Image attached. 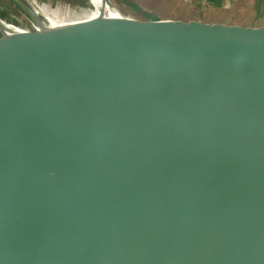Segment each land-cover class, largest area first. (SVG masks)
<instances>
[{"label": "water", "instance_id": "1", "mask_svg": "<svg viewBox=\"0 0 264 264\" xmlns=\"http://www.w3.org/2000/svg\"><path fill=\"white\" fill-rule=\"evenodd\" d=\"M6 1L0 264H264V15Z\"/></svg>", "mask_w": 264, "mask_h": 264}, {"label": "rangeland", "instance_id": "2", "mask_svg": "<svg viewBox=\"0 0 264 264\" xmlns=\"http://www.w3.org/2000/svg\"><path fill=\"white\" fill-rule=\"evenodd\" d=\"M42 12L51 14L57 20L76 19L94 12L91 0H28ZM51 2V3H50ZM121 11L155 12L160 14H175L186 11L213 13H230L246 15H264V0H115ZM0 3L17 14L18 21L31 26L29 19L9 5L6 0ZM53 6V7H52ZM200 6V7H199ZM64 15V16H63ZM73 16V17H72Z\"/></svg>", "mask_w": 264, "mask_h": 264}, {"label": "crops", "instance_id": "3", "mask_svg": "<svg viewBox=\"0 0 264 264\" xmlns=\"http://www.w3.org/2000/svg\"><path fill=\"white\" fill-rule=\"evenodd\" d=\"M115 1V0H113ZM200 7V6H199ZM203 12H193L192 10L190 11H186V12H183L184 14H190V15H195V14H199V13H204V10L202 9ZM129 12H132V11H129ZM133 13H136V14H139L138 10L134 11ZM140 13H143V14H153L155 12H140ZM181 13V12H180ZM204 14H230V13H213L211 11H208V12H205ZM263 15V14H262Z\"/></svg>", "mask_w": 264, "mask_h": 264}, {"label": "bare ground", "instance_id": "4", "mask_svg": "<svg viewBox=\"0 0 264 264\" xmlns=\"http://www.w3.org/2000/svg\"><path fill=\"white\" fill-rule=\"evenodd\" d=\"M91 1H93L92 3H93V5H94V7H95V10H94V13L95 12H97V7L99 6V3H100V0H91ZM51 3V2H50ZM53 7V6H52ZM43 13H45L51 20H52V22L53 23H57V22H59L57 19H55V18H53V16H51V14H49V13H46V12H43ZM64 16V15H63ZM73 17V16H72ZM72 19V18H71ZM67 20V19H66Z\"/></svg>", "mask_w": 264, "mask_h": 264}, {"label": "built area", "instance_id": "5", "mask_svg": "<svg viewBox=\"0 0 264 264\" xmlns=\"http://www.w3.org/2000/svg\"><path fill=\"white\" fill-rule=\"evenodd\" d=\"M121 11H122V12H126V13H127V12H129V11H127V10H126V9H124V8H123V10H121Z\"/></svg>", "mask_w": 264, "mask_h": 264}]
</instances>
